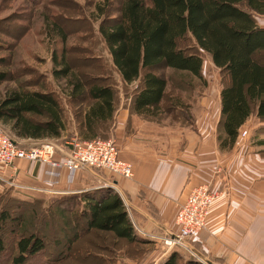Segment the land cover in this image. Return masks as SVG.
<instances>
[{"label": "trees", "instance_id": "trees-1", "mask_svg": "<svg viewBox=\"0 0 264 264\" xmlns=\"http://www.w3.org/2000/svg\"><path fill=\"white\" fill-rule=\"evenodd\" d=\"M108 2L104 0L95 7L96 16L103 17ZM256 14L264 15V0H122L119 17L99 22L97 32L114 72L124 84L136 83L133 112L147 118L160 115V104L168 88L166 78L154 70L164 66L185 73L192 84L199 80L196 87L202 89L203 57L199 52L206 53L225 76L219 92L217 142L221 151H228L251 116L264 123V25L257 23ZM51 30L63 44L62 49L54 48L51 52V74L56 82L62 83L61 91L27 89L21 85L7 89L0 98V124L19 139L61 138L68 124L61 103L63 97L74 111H77L74 105H78V140L110 136L117 103L116 87L98 83L87 86L66 57L65 32L56 25ZM180 41H192L193 46L181 47ZM4 77L0 72L1 81ZM175 100L179 103L178 98ZM81 195L82 215L78 218L73 214L71 225L68 224L73 233L78 232L65 239L66 252H70L71 237H81L79 229L109 234L112 240L124 241L131 249L146 244L135 234L126 206L116 191L106 187ZM21 201L41 204L40 208L44 209L56 206L54 215L65 212L62 204ZM44 250L43 239L35 234L20 237L15 242L16 254L5 264L35 263L27 261L28 256L31 259L44 256L48 264L70 259L64 251L46 258ZM4 251L5 243L0 235V258ZM183 263L179 252L173 251L158 264ZM186 264L202 263L190 260Z\"/></svg>", "mask_w": 264, "mask_h": 264}, {"label": "crops", "instance_id": "crops-1", "mask_svg": "<svg viewBox=\"0 0 264 264\" xmlns=\"http://www.w3.org/2000/svg\"><path fill=\"white\" fill-rule=\"evenodd\" d=\"M116 75L120 86L124 90L130 89L131 94L125 93L118 103L110 136L118 141L121 156L133 165L132 177L112 179L101 171L86 170L68 180V172L61 167L58 168V178H54L56 180L45 182L48 165L19 161L15 162L16 169L13 173L10 167L2 173L6 178L12 175V181L21 186L12 187L22 193L17 195L18 198L25 202L62 204L65 212L71 216H80L82 193L106 187L113 189L126 206L135 234L147 241L146 244L135 246L138 247V253L131 258L125 255L123 248L105 246L102 250L104 253L96 255L85 248L76 247V239L70 244L73 255L69 258L76 263L86 258L84 264H158L175 251L165 249L160 238L176 231L174 215L178 205L191 187L208 184L218 197L209 209L206 230L199 238L191 239L189 246L198 251L206 263L218 260L220 264H264V180L255 178L254 164H244L245 161H250L249 157L252 160L257 155L252 153L245 156L250 150L236 147L237 141L244 139L240 131L229 152L219 149L217 130L220 89L217 90L215 120L206 111L207 118H197L195 121L198 133H187L184 136L173 133L171 139L174 144L179 141L174 149L157 147V150H153L147 144L155 145L157 141L155 126L143 124L141 118L146 117L138 116L132 110L136 83L124 84L120 76L115 73ZM120 86H115L116 90H120ZM64 108L67 121L72 124L70 133L77 136L74 110L66 105V101ZM77 123L78 121L76 125ZM147 130L151 132L147 133ZM145 134L147 138L151 137V141L141 140ZM142 146L145 148L140 149ZM68 149L69 146L64 148L60 145L55 159L62 158ZM225 152L229 153L228 156L225 160H220V153ZM232 160L237 162L233 164ZM244 169L248 170L249 176L241 175V172L244 174ZM70 202L76 205H69ZM112 242L127 244L124 241ZM176 251L183 258V264L190 260L197 261L187 251ZM90 255L91 259L97 256L98 261H90Z\"/></svg>", "mask_w": 264, "mask_h": 264}, {"label": "rangeland", "instance_id": "rangeland-1", "mask_svg": "<svg viewBox=\"0 0 264 264\" xmlns=\"http://www.w3.org/2000/svg\"><path fill=\"white\" fill-rule=\"evenodd\" d=\"M103 2L104 0H0V72H3L5 76L4 80H0V98L7 89L17 85L27 89L61 91L62 83L56 82L51 74L52 49L56 48L59 51L63 46L60 37L51 30L53 25L65 32L66 57L72 70L80 74L87 86L96 83L120 86L117 81L118 77L115 76L111 67L105 45L97 32V27L101 21L105 23L119 17L122 0H109L105 14L103 17H98L95 13V7L102 5ZM255 18L259 25H264V15L256 14ZM179 46H193V42L180 41ZM199 54L203 57L202 89L196 87L199 80L195 79L194 84H192L185 73L171 71L164 66H159L154 70L166 78L168 88L160 104V115L151 119L141 118L143 124L156 128L157 141L155 145L147 144V147H151L149 149L157 150V147L165 150L174 149L175 144L179 141L174 144L171 139L173 133L175 135L179 133L181 136L187 133H198L195 121L197 118H207L206 111L214 120L217 117V90L221 89L222 84L225 83V76L212 64L206 53L199 52ZM125 93L131 94L130 89L124 90L121 87L120 90H117V108ZM59 94L62 96L61 93ZM176 98L179 99V103L175 100ZM83 102L81 104L85 103ZM61 103L65 107L64 99H61ZM74 106L76 107L75 110L78 111V105ZM77 111L73 112L75 130L76 122L80 118ZM5 128L9 131L8 127L5 126ZM71 128L72 124L68 123L67 131L63 137L48 140L64 148L71 147L72 143L80 141L76 136L71 135ZM243 129L247 133L242 136L244 139L237 141L236 147L249 149L250 151L246 152L245 156L252 153L257 155L252 160L249 157L250 161L247 160L244 164H254L255 178L264 180V123H261L255 116H251L244 123ZM150 132L151 130H147V133ZM101 137L114 139L108 134L101 135ZM142 138L141 140L151 141V137L147 138L146 134ZM27 142L24 144L25 147L38 144L40 141ZM172 144L173 146H171ZM144 148L142 146L140 149ZM228 152L220 153V160H225ZM232 162L234 164L237 160H232ZM244 171V174L241 172V175L247 176L248 170L244 169ZM106 175L113 179L109 174L106 173ZM18 194L22 193L15 191L0 180V235L5 243V251L0 258L2 264L9 263L12 255L16 254L14 247L18 238H27L33 234L43 239L44 252L47 253L46 258L49 256L51 258V254L54 255L56 251H64L63 254L67 257L73 255V251L66 252L65 250V246H67L65 239L78 232L74 230L73 233L70 229V213L63 211L62 215H54L53 211L57 209L56 206L44 209L40 208L41 204L24 203L18 198ZM47 210H49L48 213ZM76 216L79 218L78 215ZM79 231L81 237L77 241V238L71 237L72 240L76 241L75 246L85 248L88 252H93L96 255L104 253L102 251L104 246L123 248L125 255L131 258H134L133 255L138 253L136 251L138 247L134 246L131 249L128 244L113 243L109 234L94 231L84 232L83 229H79ZM75 251L77 250L75 249ZM91 255L90 261H98V259L96 260L97 256L92 257V260ZM44 258V256H40V258L31 259L28 256L27 261H35L32 264H48ZM84 262H86V258L80 260L79 263L67 259L61 264H84ZM211 262L220 264L218 260ZM212 263L209 262V264ZM25 264L28 263L25 262Z\"/></svg>", "mask_w": 264, "mask_h": 264}, {"label": "built area", "instance_id": "built-area-1", "mask_svg": "<svg viewBox=\"0 0 264 264\" xmlns=\"http://www.w3.org/2000/svg\"><path fill=\"white\" fill-rule=\"evenodd\" d=\"M243 128V127H242ZM240 129V135L245 136L247 131ZM35 143V140H22L9 134L5 126L0 124V180L10 187H21L12 181V175H2L4 169L11 168L15 171V162H38L48 165L45 171V182H53L58 178V168L68 172V180L75 174L86 170L101 171L109 176L131 178L133 169L131 163L121 156L120 146L114 138L96 137L90 141H75L64 152L62 158L55 159V153L60 146L51 140H41L38 144L25 147L24 144ZM43 141V142H42ZM33 189V188H29ZM218 197L208 184H197L191 187L184 200L178 205L174 223L176 231L165 234L160 238L161 244L167 250L187 251L194 259L205 264L201 254L189 246L191 239L199 238L206 230L209 209Z\"/></svg>", "mask_w": 264, "mask_h": 264}]
</instances>
